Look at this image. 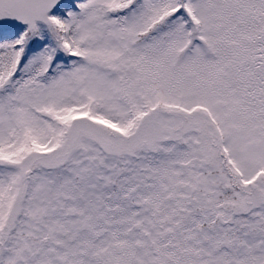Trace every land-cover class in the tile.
I'll use <instances>...</instances> for the list:
<instances>
[{
    "label": "snow or ice",
    "instance_id": "obj_1",
    "mask_svg": "<svg viewBox=\"0 0 264 264\" xmlns=\"http://www.w3.org/2000/svg\"><path fill=\"white\" fill-rule=\"evenodd\" d=\"M0 264H264V0H0Z\"/></svg>",
    "mask_w": 264,
    "mask_h": 264
}]
</instances>
